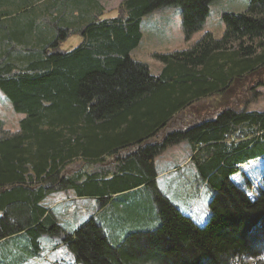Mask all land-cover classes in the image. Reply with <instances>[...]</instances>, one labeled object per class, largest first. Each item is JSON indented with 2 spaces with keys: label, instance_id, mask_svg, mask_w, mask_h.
Masks as SVG:
<instances>
[{
  "label": "trees",
  "instance_id": "1",
  "mask_svg": "<svg viewBox=\"0 0 264 264\" xmlns=\"http://www.w3.org/2000/svg\"><path fill=\"white\" fill-rule=\"evenodd\" d=\"M214 1L124 0L117 17L104 19L98 0H0V87L25 114L19 131L0 134V261L34 260L47 235L82 264H264V175L255 198L232 179L241 164L264 156V111L222 103L217 112L208 102L264 72V0L224 12L219 39L206 32L189 49L155 53L159 75L129 55L143 16L179 5L189 41ZM73 34L83 38L79 46L62 50ZM184 141L214 191L202 226L157 192V214L153 200L150 208L159 226L116 245L95 217L70 234L43 205L69 189L110 201L154 186L155 158ZM141 198L122 201L119 215L137 223L148 206Z\"/></svg>",
  "mask_w": 264,
  "mask_h": 264
},
{
  "label": "rangeland",
  "instance_id": "2",
  "mask_svg": "<svg viewBox=\"0 0 264 264\" xmlns=\"http://www.w3.org/2000/svg\"><path fill=\"white\" fill-rule=\"evenodd\" d=\"M50 0H44L46 3ZM101 6V18H113L117 17L120 11V5L124 0H98ZM251 0H216L210 5L209 15L201 30L193 34L192 41H186L182 31V8L179 5H167L150 12L149 14L143 16L141 21V31L142 39L138 46L134 48L129 55L132 59L138 60L146 63L151 73L159 75L164 65L162 62L154 58V54H166L177 50H186L191 48L197 41H199L206 32H211L216 38H221L225 31V24L222 20V14L224 12H243L248 9ZM99 16V17H100ZM83 38L78 34L71 35L68 39L64 40L60 47L62 50H73L81 43ZM251 80L246 85L242 87H232L231 91L226 94V97L216 96L211 97L208 100L210 105H214L217 112H219L224 107L234 104L238 109H249L251 111H264V72L253 75L246 79ZM239 89H242L239 91ZM224 101V102H223ZM226 104V106H222ZM202 107L200 103L192 109ZM217 114V113H216ZM24 113H18L13 107V103L9 95L3 91L0 87V118L4 123L3 131L4 133H13L19 131L20 121L24 118ZM184 145L176 144V151H167L162 153V157L158 158V162L162 165L159 169H163L168 164L169 161H175L177 158H181L185 161L188 157V151L185 149V145L188 144L184 141ZM115 158V156L110 155L107 159ZM165 160V161H164ZM166 162V163H165ZM105 166V163H99L96 165L98 168ZM263 173L264 175V157L249 162L241 167V172L233 176V181L240 183L241 185H247L248 180L246 176L252 181L259 178ZM238 180V181H237ZM259 181V180H258ZM249 184V190L253 189L252 198L257 197L259 190L262 188V182ZM243 182V184H242ZM251 182V181H250ZM157 192L162 193L170 197V199L179 207L183 214L192 218L194 222L198 225H204L210 216V202L214 196V191L212 188L200 177L197 168L193 163H185L178 171L171 175L162 177L159 182L155 185L145 186V188L135 194L126 195L129 192L121 193L120 198L116 199L110 205H106V201H99V199L93 200L92 205L86 208V213L88 211H101L100 217L105 214L115 213L117 215L126 213L124 209L119 210L118 207L122 201L130 199L133 197H143L148 199V206H145L144 212L140 213V219L137 223H132L129 221L126 226L122 228L109 229L104 228L106 234L109 236L110 240L116 244L120 245L123 240L131 233L137 231H150L155 229L160 224L159 216L156 218L151 211V202L153 200L154 206L156 207L155 195ZM67 193L64 191L62 195H53L48 199V202L57 196H66ZM183 196L184 204L180 201V196ZM192 203L190 204L189 202ZM85 203V200L77 201L78 203ZM188 203V205H185ZM50 204V203H49ZM56 205V204H55ZM57 207V206H56ZM61 208V207H59ZM157 209V207H156ZM86 213L82 215L81 219L86 216ZM128 213V212H127ZM132 213V212H130ZM60 224L62 220V215L60 213H53ZM157 214V212H156ZM82 221V220H81ZM69 220L66 218L62 220L61 226L66 230L67 233L73 234L79 226H72L69 224ZM83 223V222H81ZM43 246L46 249H54L52 252L54 256L49 257L55 260H60L61 264H82L80 263L75 254L70 251L68 246L63 245L59 238L49 237L44 235L41 239ZM43 250V248H42ZM46 252H43L35 259L41 257L40 262L28 263L26 261H17L11 264H58L57 262H52L51 259L45 257ZM58 256L59 258H55ZM45 257V258H44ZM54 260V261H55ZM0 264H10L5 263V261H0Z\"/></svg>",
  "mask_w": 264,
  "mask_h": 264
},
{
  "label": "crops",
  "instance_id": "3",
  "mask_svg": "<svg viewBox=\"0 0 264 264\" xmlns=\"http://www.w3.org/2000/svg\"><path fill=\"white\" fill-rule=\"evenodd\" d=\"M53 16H59L60 17V14L54 12ZM52 16H50L51 18ZM143 20V17L141 18V21ZM193 38V36L191 37ZM191 41L193 39H190ZM189 40V41H190ZM138 61V60H137ZM163 67L162 68H159V70L162 71ZM156 75V74H154ZM25 117V116H24ZM185 142H181L178 144L179 145H184ZM185 149H187V151L189 152L188 153V157L185 161H182L181 158H177L175 159V161H169L168 164L166 163L165 167L163 169H159V167L162 165L161 162H158V158L159 157H162L163 154L157 156L154 160V164H155V169H156V172H157V177H156V182L158 183L159 180L162 178V177H165L167 175H171L173 173H175L176 171H178V168H180L182 165H184L185 163H193L192 162V155H193V151H192V148H191V145L190 143L188 142V144H186L185 146ZM167 151H176V147L173 145V146H170L168 147L164 152L166 153ZM163 152V153H164ZM264 157V156H262ZM262 157H259V158H256V159H253V160H250L248 161L247 163L249 162H252V161H256ZM107 161V160H106ZM165 161V160H164ZM247 163H244V164H241L243 167L245 164ZM194 164V163H193ZM196 167V166H195ZM262 175L263 173L260 175L259 178H256L254 181H257V180H261L262 178ZM246 180H248V184L246 186H248L249 184H252L254 181H252L249 177L246 176ZM238 181V180H237ZM251 181V182H250ZM243 183V182H242ZM145 188L144 185H141V186H138V187H134V188H130V189H127V191L125 192H129L127 193L126 195H131V194H135V193H138L140 191H142L143 189ZM67 193L66 196H57V197H54L52 200L48 202V199L53 196V195H62V193H64V191H60V192H54V193H51L50 195H48L44 200H43V205H45L48 210H50L51 212L53 213H60L62 215V220L64 221L66 218L70 221L69 224L72 225V226H81L82 224H84L91 216L95 217L99 222L100 224L106 228V227H110V228H113V229H116V228H122L124 226L127 225V223L129 221H131L132 223H134V220L128 218V217H123L122 215H117L115 213H110V214H105V215H102V217H100V214H101V211H95V209H93V211H88L86 213V208L87 207H90L92 205V201L93 200H96L97 199V196H80L78 195L74 189H69L67 191H65ZM124 193V192H123ZM118 194H121V192L119 193H116V194H113L112 195V198L110 201H115L116 199L120 198L121 195H118ZM166 196V195H165ZM180 196V201L182 202V204H184V200H183V196L182 195H179ZM168 197V196H166ZM170 199V197H168ZM139 199H142L141 197H136V199H127L126 200V203L127 202H130L131 204L132 203H137L139 202L140 200ZM81 200H85L86 202L85 203H78L77 204V201H81ZM171 200V199H170ZM110 201L107 200L105 202L106 205H110ZM172 201V200H171ZM173 202V201H172ZM190 204L192 203L189 202ZM56 204V205H55ZM175 204V203H174ZM176 205V204H175ZM185 205H188V203H186ZM57 206V207H56ZM177 206V205H176ZM61 207V208H59ZM120 209H124V203H121L120 204ZM155 207V206H154ZM179 208V207H178ZM180 210V209H179ZM157 212V209L155 207V210ZM181 211V210H180ZM182 212V211H181ZM86 213V216L81 219L82 215ZM62 220H60V224L62 222ZM82 220V221H81ZM83 222V223H81ZM44 237V236H43ZM42 237V238H43ZM63 245L66 246L65 243L62 242ZM44 245V244H43ZM46 246H43V254L46 252V255L45 257L49 256V257H52L54 256V253L52 252L54 249H46L45 248ZM44 257V258H45ZM47 257V258H49ZM53 258V257H52ZM52 258H49L51 259V261L54 263V262H57L58 264H61L60 263V260H55V259H52ZM56 259L59 258L58 256L55 257ZM38 259H41L38 258ZM38 259H34V260H31L29 261L28 263H36L37 262H40V260ZM55 260V261H54Z\"/></svg>",
  "mask_w": 264,
  "mask_h": 264
},
{
  "label": "built area",
  "instance_id": "4",
  "mask_svg": "<svg viewBox=\"0 0 264 264\" xmlns=\"http://www.w3.org/2000/svg\"><path fill=\"white\" fill-rule=\"evenodd\" d=\"M249 196H252L253 195V189H251L248 193Z\"/></svg>",
  "mask_w": 264,
  "mask_h": 264
},
{
  "label": "bare ground",
  "instance_id": "5",
  "mask_svg": "<svg viewBox=\"0 0 264 264\" xmlns=\"http://www.w3.org/2000/svg\"><path fill=\"white\" fill-rule=\"evenodd\" d=\"M86 18V17H85ZM133 150H134V148H133ZM126 151V150H125ZM109 155V154H108ZM123 192V191H122ZM44 244V243H43ZM7 248V247H6ZM9 256V255H8Z\"/></svg>",
  "mask_w": 264,
  "mask_h": 264
},
{
  "label": "clouds",
  "instance_id": "6",
  "mask_svg": "<svg viewBox=\"0 0 264 264\" xmlns=\"http://www.w3.org/2000/svg\"><path fill=\"white\" fill-rule=\"evenodd\" d=\"M240 167H242V165H240ZM249 196V195H248ZM250 197V196H249Z\"/></svg>",
  "mask_w": 264,
  "mask_h": 264
}]
</instances>
